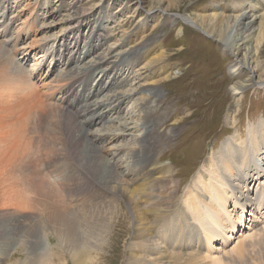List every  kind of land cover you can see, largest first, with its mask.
<instances>
[{"label": "bare ground", "instance_id": "1", "mask_svg": "<svg viewBox=\"0 0 264 264\" xmlns=\"http://www.w3.org/2000/svg\"><path fill=\"white\" fill-rule=\"evenodd\" d=\"M18 2L0 0V66L9 73L7 81L11 84H5V90L22 98L23 91L30 92L32 87L37 92L44 89L48 102L41 106L47 110L43 112H49L45 121L50 119L52 108L61 118L57 120L59 126L50 121L47 130L36 127L38 136L27 139L25 162L20 167L21 190L14 201L19 208L32 210V201L37 199L34 209L39 216L18 222L20 231L35 234L34 249L47 250L49 241L42 234L52 220L53 227L63 231V246L68 247L73 264L105 263L121 243L127 252L124 264H264V120L249 124L244 138L236 128L241 112L231 108L225 122L235 130L234 136L208 154L189 184L177 181L174 167L163 161L164 152L178 137L175 128L167 127L168 99L158 88L161 81L170 79L164 76V53L156 54L146 42L138 44L139 26L132 33H124V50L110 46L102 49L103 44L94 47L90 41L86 55L79 52L67 59L68 66L53 85L46 81L54 70L50 67L45 77L41 71L46 56L54 57L55 69L63 59L54 45L28 72L22 63L15 62V54L27 62L33 44L39 40L23 43L34 23L22 22V13H14L6 22L8 12L2 11L8 7L11 12ZM79 7L67 9L68 17L63 20L69 32L78 26L75 19L90 21L89 17H76ZM108 19L101 18L98 27L104 29ZM180 19L208 37H217L220 48L234 56L229 70L232 80L250 74L232 87V107L240 105L241 95L252 90L257 77L264 86V0H232L225 10L214 4L197 19L180 15L174 22ZM93 48L102 53L88 60ZM141 62L144 64L134 78L116 81L115 75L131 73ZM96 73L99 76L93 87L91 80ZM112 75L113 89L108 92L98 79L109 76L110 80ZM68 83L76 97L68 94ZM77 83L83 84L82 88L89 83L92 92L77 90ZM129 105L135 110L126 115ZM67 114L74 117L71 128L76 134L71 141L72 132L62 121ZM57 127L67 143L60 142L62 133L57 136ZM79 146L82 150L77 155ZM31 173L36 177L32 179ZM253 182H257L254 190ZM100 249L104 256L92 253Z\"/></svg>", "mask_w": 264, "mask_h": 264}, {"label": "rangeland", "instance_id": "2", "mask_svg": "<svg viewBox=\"0 0 264 264\" xmlns=\"http://www.w3.org/2000/svg\"><path fill=\"white\" fill-rule=\"evenodd\" d=\"M231 1L19 0L11 12L8 7L2 12H8L6 22L14 13H22V22L34 23L31 25L32 33L30 32V35L27 37L28 39L23 42L30 43L34 39H39L33 44L30 59L27 62H22V57L15 54L14 50H12V55L15 54V62H18L20 65L22 63L24 71H30L32 65L38 61L39 56H43L46 49L52 48L53 45L60 55H63V59L57 62L56 69L54 57L50 55L46 56L43 65H39L43 66L41 76H47L50 67L54 70L52 77L46 82H52L60 76L61 71L65 70L68 66L69 61L67 59L71 58V56L79 52H82L83 56L86 55L91 42L94 47L95 45L103 44L102 49H106L108 46L115 47L118 50L126 49L127 47H123L125 43L123 44L122 41L124 33H132V31L137 30L136 27L140 26V33H137V37L135 36L138 44L146 42L149 44L150 50L154 51L156 49V54L164 53L167 64L163 70L165 71L164 76L170 77L166 82L161 81L158 88L160 87L159 90L168 99L167 103L169 105H167L165 111L170 119L167 127L175 128L178 137L164 152L163 161L174 167L177 181L189 184L197 176L208 154L212 150H219L224 141L234 136L235 130L225 122V118L231 108H233V111L241 112L239 117L237 116L238 123L236 128L244 138L246 137V129L249 124H257L261 119L264 120V86H260L262 81L258 83L259 77L254 80V87H251L252 90L247 89L246 91L249 93H245L244 91L241 95V106L232 107L234 106L232 87L237 81H246L250 77V74L241 75L240 78L242 77V79L232 80L229 70L232 66V60L230 59L234 56L220 48L217 37H208L199 29L181 22V19L178 22H174L175 16L180 15L197 19L204 10L214 4H219V7L225 10L228 5H231ZM75 5L80 6V14L76 15V17H89L90 21L80 23V19H75L74 23L77 22L78 26L76 30L69 32L66 29L67 27H65L64 20L68 17V10ZM53 18H55V23L53 22ZM101 18H109L105 21L104 29L98 27V22ZM0 22H2V19ZM21 29L22 26L20 27V32ZM12 32L14 31L12 30L11 35L8 37H12ZM99 33L101 36H99ZM17 39L18 37H15V41ZM0 41H2L1 38ZM89 51L90 54L87 55L88 60L102 53L101 50L94 51V48ZM262 60L264 63V54L262 55ZM143 64L141 62L133 67L131 73L130 71H122L120 74L115 75L116 81L128 76H130V79L134 78V75L139 72ZM8 74L0 66V264H73L69 260L68 247L63 246V239L65 237L61 234L63 231H60L61 229L57 227L56 231L52 225V220H50L49 228H46L42 234L46 237L47 242L49 241L48 248L44 253L34 249L33 241L35 240V234L29 232L23 233L19 230L20 224L18 222L20 218L32 221L39 216V214L37 215L38 212H35L34 209L36 198L32 201V210L21 209L14 201L17 192L21 190L19 186L21 182L20 167L25 162L24 148L28 140L38 136L34 133L36 127H38V131L40 129L47 130V123L49 124L50 121L51 124L55 122L53 124L57 126V120L61 118L60 114L52 108L53 110L49 114L50 119L45 121L44 118L49 112H43L44 108L41 106L42 102L43 105H46L48 102V94L46 96L43 95L44 89L37 92V88L32 87L30 92L25 90L26 94L23 91L24 95L22 94V98H18V96H14L8 90H5V84L11 86L7 81ZM97 76H99L98 73L91 80L93 87ZM113 77L114 75H112L110 80L109 76L100 77L98 83L100 80V83H105L106 89L109 92L113 89L111 87ZM178 77L183 78L178 81L176 80V82L175 78ZM261 77L264 78V73H262ZM36 83L39 84L38 82ZM69 83L66 86L68 94L74 95V93L69 91V87H71ZM31 84L33 85L32 81ZM52 84L57 83L52 82ZM88 84L86 88H82L83 84L77 83L80 86H76L77 90L84 89L86 94L87 92H92ZM41 85L40 83L39 87ZM24 86L27 88L26 84ZM61 96L62 94L59 93L58 97ZM73 97L76 96L74 95ZM53 99L50 98V101L56 102ZM134 108V106L129 105L124 114L130 115L135 110ZM31 118L33 120L32 126ZM65 118L66 120L63 118L62 121L65 128L69 132H72V136H70L71 141L76 134V131L71 128V125L74 123V117L72 114L70 116L67 114ZM57 128V136L59 137V134L62 132L59 127ZM63 134L60 135L61 138L59 139L60 142L64 140L63 144H65V135L62 136ZM81 150L82 146H79L77 155H79ZM64 153L62 150L61 155ZM41 164L45 165V162ZM35 166L37 170H40L37 164ZM30 176L33 179V177H36V174L31 173ZM256 186L257 182H253V190ZM46 219L49 222V218L47 217ZM105 237L107 238L106 235ZM94 252L102 256L105 255L103 250L100 252L93 251L92 253ZM115 253H112V257L108 258L109 260H105L106 264H124L127 252L122 243L118 246ZM117 255L118 259H114Z\"/></svg>", "mask_w": 264, "mask_h": 264}]
</instances>
